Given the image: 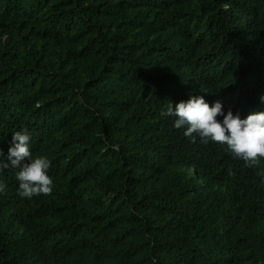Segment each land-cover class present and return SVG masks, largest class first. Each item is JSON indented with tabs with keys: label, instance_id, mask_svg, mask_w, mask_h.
Listing matches in <instances>:
<instances>
[{
	"label": "trees",
	"instance_id": "1",
	"mask_svg": "<svg viewBox=\"0 0 264 264\" xmlns=\"http://www.w3.org/2000/svg\"><path fill=\"white\" fill-rule=\"evenodd\" d=\"M191 95L264 111V0H0V264H264V158L184 136ZM223 121V116H218Z\"/></svg>",
	"mask_w": 264,
	"mask_h": 264
},
{
	"label": "clouds",
	"instance_id": "2",
	"mask_svg": "<svg viewBox=\"0 0 264 264\" xmlns=\"http://www.w3.org/2000/svg\"><path fill=\"white\" fill-rule=\"evenodd\" d=\"M260 99L264 101V96ZM162 115L176 117L174 127L184 128L183 134L186 137L197 134L205 144L211 141L226 145L235 158L242 159L249 167H257L264 158V111L252 112L246 118L234 115L231 110L225 115L221 101L217 100L214 105H210L203 95H191L175 107L169 104ZM218 116H223L222 122L217 119ZM29 141L27 131L13 134L8 163L0 161V171L9 166L18 170L17 192L22 198L51 195L54 186L53 179L48 175L51 161L46 155L33 156ZM0 156H3L2 150ZM6 188L7 185L0 182V193H4Z\"/></svg>",
	"mask_w": 264,
	"mask_h": 264
}]
</instances>
